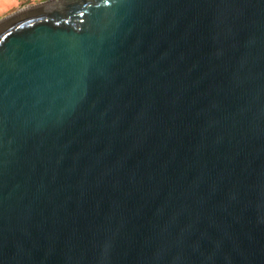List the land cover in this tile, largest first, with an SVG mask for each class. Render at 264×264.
Wrapping results in <instances>:
<instances>
[{
	"label": "water",
	"instance_id": "water-1",
	"mask_svg": "<svg viewBox=\"0 0 264 264\" xmlns=\"http://www.w3.org/2000/svg\"><path fill=\"white\" fill-rule=\"evenodd\" d=\"M0 264H264V0L1 20Z\"/></svg>",
	"mask_w": 264,
	"mask_h": 264
},
{
	"label": "rangeland",
	"instance_id": "rangeland-1",
	"mask_svg": "<svg viewBox=\"0 0 264 264\" xmlns=\"http://www.w3.org/2000/svg\"><path fill=\"white\" fill-rule=\"evenodd\" d=\"M51 0H0V21L28 7Z\"/></svg>",
	"mask_w": 264,
	"mask_h": 264
}]
</instances>
